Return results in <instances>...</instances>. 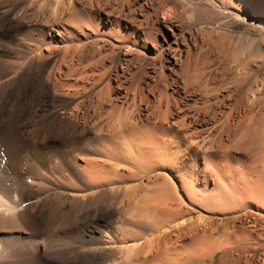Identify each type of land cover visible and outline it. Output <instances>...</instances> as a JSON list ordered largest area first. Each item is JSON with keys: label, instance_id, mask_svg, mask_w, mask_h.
I'll use <instances>...</instances> for the list:
<instances>
[{"label": "rangeland", "instance_id": "rangeland-1", "mask_svg": "<svg viewBox=\"0 0 264 264\" xmlns=\"http://www.w3.org/2000/svg\"><path fill=\"white\" fill-rule=\"evenodd\" d=\"M65 1L0 0V69H3L5 64H9L11 61L12 63L16 61L18 63V60L22 61L27 57L25 60L26 62L22 64L25 66L19 68V80L15 81L9 88H4L0 91V134L5 137L2 133L7 131L8 138L11 139L18 149L21 147V142L24 143L23 147L30 142L25 148V150H28L27 147L32 146V140L34 139L33 135L28 133L27 130L52 123L55 125L54 128L57 127L56 129L58 131L56 129L54 130L55 132L53 131L55 136L52 134L53 132H51L50 137L55 139H51L47 145L45 144V151L47 152L54 148L61 149L62 153L65 154V158L62 159V162L64 164L63 167L66 168V174L70 173L74 176L86 174L85 168L87 166L85 167V165L87 162L92 163V161L95 162L96 160L105 165L110 163L111 167L109 168H111L113 170L112 173H114V176L112 175L111 178L116 182H112L106 186L102 184L97 191L107 190L108 187L111 188V185L113 188L119 187L118 191H114V193H112V191L110 193H105V196L110 198H103L106 200L111 199L108 205L101 204L100 202L99 205V203L97 204L95 202V205H91L90 208L88 206L81 208L74 207V205L70 203L62 204L60 219H58V217L57 221L60 222L61 219H64L65 226L68 227L64 233L68 240L72 241L75 250L70 252L71 254L69 252L65 253L61 259L59 258L57 261H54V263L121 264L122 256L120 253L122 249L118 247L126 246V250L128 249V251H130L131 249L132 252H134V256H137V258L143 261V263L141 261V264H184L185 260L189 261L188 264H264V262H262V260H264V206L260 200H254L249 196L259 194L260 187L264 184V139L248 149L245 147V144H243L244 147H241V145L238 146L236 144L237 142L234 143L227 139L223 140V137H225L223 133L222 136L219 135L221 129L220 124L225 118L224 112L225 114L229 113V107L232 105L233 100L223 101L222 107L216 106L211 108L208 112V116L200 114L197 117L193 109L184 110L183 113L175 115L171 122L176 123V121L183 119L182 122L185 125V129L181 128L178 130L181 126L175 125L176 129L174 128V130H171V133L174 134L177 130L194 135L190 136L188 140L180 142L177 140L173 142L171 148L167 147L169 156L166 155V157L158 155L152 157V155H146L144 153V145L141 144L139 146L140 155L135 152L136 148L131 146L129 149L126 147V153L123 154L124 156L119 155L117 147H114L111 156H107L101 150L99 142L95 140L97 136L95 133L96 131L90 128V132H82V127L84 126L82 123H78L76 130L68 126L67 129L64 127L61 121L64 122L68 120L71 121V123L74 122V118L69 115V112L75 110L76 104H78L83 97V91L79 92L81 81L84 83L86 80L88 81V78L84 77H87V73L92 72V66H86L90 64L89 62H91L92 65L93 57L90 56L89 53L87 55L85 54L87 51L92 52V42H101V40H92L94 39L92 32L94 31L93 27L96 25L99 26L103 31L102 33L109 37L107 41H104L107 43L111 41V38H113V40L117 39L116 34L118 32L112 31L110 26L114 19L119 20L121 24H117L114 30L126 33V35H131L133 30V25L131 24L133 22L130 20L138 19L136 17L142 19V15L150 13L149 5L147 4L151 2L149 0H109L107 1L109 4L106 3L105 6L104 2L106 0H103L104 2L100 1L103 10L101 9L100 13L96 14L91 13L93 6H96V0H89L88 2L87 0H83L82 2L81 0ZM68 1L72 4H69ZM173 1H178V4L175 3L178 7L175 6V12L179 14L181 21H184H182V26H184L182 27V31L184 37L188 38L187 44V41H179L180 47L182 50L189 49L192 53V58L200 57V61H205V63L207 61L208 65L204 69L205 71L210 70V75L213 76V82L211 78L209 80L210 83H206L208 87L205 86L206 89L204 93L211 94L210 96L214 94H218L220 97H224L225 94L227 96L231 91L228 90V88L230 89L234 86L235 80L241 72H254L255 76L249 83V85L252 84V87H249V89L253 88L254 91L251 93L248 88H246L245 98L246 103H249L251 99L258 100L260 110L256 113L258 122L256 127L258 126L259 134L262 132L264 133V0ZM127 2L131 3V5ZM111 4H113L112 7ZM164 4L162 7L165 8H159L156 17L157 20H159L157 26L160 25L159 27L161 30L167 32L166 24L163 23L162 15L160 14L165 12L167 7H171L173 3L172 0H169L168 2H164ZM205 9L207 10L205 11ZM106 10H109V17L107 16ZM121 10H123V12ZM71 11L76 14H72ZM131 11L133 13H131ZM78 14L81 15L78 17ZM124 15L125 17H123ZM187 15H189V17ZM70 16L71 20L74 18L72 20L73 22L68 20ZM101 17L102 19H100ZM156 17L152 18L156 19ZM86 18H88L89 21ZM187 18L191 19L188 20ZM214 18L217 21H213ZM174 21V24L179 23ZM70 23H74L75 25ZM215 29L216 31H214ZM155 36L158 40L161 39V34L158 32ZM114 37L116 38L114 39ZM90 43L92 45H90ZM71 44L72 48L66 54V59L71 56V58L75 57V61L74 59H67L66 62H64L63 59H61L62 56L65 55L62 54L64 53V47L71 46ZM110 44L115 47L118 45L113 41H111ZM99 45L100 44H96V47ZM122 45L119 44V49H114V60L116 62L113 60V64L110 63L111 66L113 65L112 69L114 68L111 71L112 74L114 73L112 75L113 78L110 80L112 86H126L125 78L128 76L127 73L130 74L134 70V68L130 71L121 69V65L124 66V61L122 60L126 58V54L124 53L127 51L125 50L129 48L127 47V43ZM197 45L199 46L197 47ZM76 46H81L80 50L83 51L82 55H84V57L80 59L81 61L77 60L76 56H73V49ZM174 46L176 47V44H174ZM147 47H150L153 51L151 44H148ZM196 52L197 55H195ZM203 53L204 56L206 55L205 57ZM182 55L184 57V51ZM85 56L88 57L86 58ZM207 56L208 60L206 58ZM130 57L132 56H127V58ZM90 59L92 60L90 61ZM28 62L29 65L27 64ZM117 63L119 65H117ZM66 64L77 66V68L75 67L76 69L73 67V72H76H72L68 78L66 74L68 75L69 69L66 68ZM212 64L214 67H212ZM84 65L86 66L83 67ZM57 67H60L58 68L60 69V74L56 72L58 70ZM81 67L86 69V71L84 69L81 71ZM77 70H79V73L81 72L80 74H83V79L78 76L80 74L77 73ZM164 70L165 74L170 72L167 68ZM212 70H214V72ZM70 72L71 71H69V74ZM62 73L65 74V76ZM116 73L123 76L117 75L118 77H115ZM53 74H56V76L60 75V78L58 77L60 81L58 80V86L56 88L52 86L51 80ZM151 74V65L145 64L140 83L143 84V82H147V76ZM214 75L216 77H214ZM70 76L72 77L70 78ZM77 76L78 78H76ZM90 76L89 74L88 77L90 78ZM48 77L50 79H48ZM128 78L129 76L127 79ZM61 81L66 82L65 84H61ZM230 82L232 84H230ZM76 87L78 88L76 89ZM114 89L122 94L116 93V95L114 91V94H112L113 97L115 96L118 98L120 95H124L123 89L122 91L120 89ZM220 93L221 95L223 93V95L221 96ZM79 95H82V97ZM147 95L148 98L153 99L156 93ZM19 96L20 100L18 101ZM121 97H119L120 102L118 101V104L116 103L117 106H120L121 103L124 102L123 100L126 101V95L124 98ZM194 99L196 102L192 101V98L188 101L192 108L196 105L202 106L206 104V102L203 103L204 100L200 99V96H196ZM15 100L18 101V106L12 109L10 102H14ZM211 100L213 101L214 98ZM128 101H130V99ZM225 105L227 106L224 107ZM122 106L121 114L124 115L126 114V102ZM180 107L184 106L180 105ZM24 126H26V128ZM44 135L45 134L42 132L38 136V141L44 140ZM235 144L238 148H234ZM72 145H74V147L76 146L75 150ZM240 147L246 152L248 150L249 153L247 154ZM4 154L3 152L2 155ZM122 157L124 158L122 159ZM155 165L156 168H153ZM151 173H159L160 175L162 173V175L166 176L169 180L167 182L165 179L166 184L164 185H166V189L168 188L172 191V197L174 196V202L170 204L168 200L167 203V205L173 206L172 208L169 207L173 210L172 213L169 210L167 211L168 208L166 209L164 204L163 206L158 204L160 192L159 189H157V185L159 181L160 184L165 181L162 179L166 177L161 176V178H163H160V180L158 179L156 181L157 184L151 181V177L149 178V174ZM78 176H76L77 178L74 180L77 186L85 188L91 185L90 182ZM49 178H52V176H49ZM217 178H222V182H220L221 180L217 182ZM22 182L32 186L33 189L31 188V190L33 192L36 191L37 185L34 180L23 175ZM219 182L224 185L223 191L220 193L226 196L228 203L236 204L237 207L234 209L216 208V210L214 208L212 211L213 207H207L205 203L200 202L201 195L207 198L214 196L215 187L219 186ZM52 185L58 186L55 183H52ZM123 185H125L126 191L122 194L120 189L121 186L124 187ZM250 186L253 187L252 190ZM247 187L250 188L249 191ZM61 190L60 187L55 188L53 190L55 192H52V194L60 193L62 192ZM87 191L90 193L95 192L91 190V188H87L85 192ZM253 191H256V193ZM64 194L72 195L74 192L65 191ZM107 194L109 196H107ZM121 195L124 196L121 197ZM29 196L30 195L27 194L25 198L27 199ZM98 196L94 195L91 199L93 201L94 199L97 200ZM112 196L117 198H112ZM31 200L34 201L35 199L30 198L25 203L31 205L34 203L30 202ZM219 210L221 211L219 212ZM233 216H237L234 221H232ZM48 219L47 216H44L42 223L46 224ZM167 227H169V229H167ZM164 228L165 230L167 229V233H163ZM197 242L200 243L198 244ZM191 255L193 256L191 257L192 261L190 263L191 259L189 256ZM185 264H187V261Z\"/></svg>", "mask_w": 264, "mask_h": 264}, {"label": "bare ground", "instance_id": "bare-ground-1", "mask_svg": "<svg viewBox=\"0 0 264 264\" xmlns=\"http://www.w3.org/2000/svg\"><path fill=\"white\" fill-rule=\"evenodd\" d=\"M63 1H65V0H63ZM82 1L83 0H81V2ZM88 1L89 0H87V2ZM100 1H103V0H96V3H95L96 6L95 7L93 6L91 13H96V14L100 13V11L102 9V6H101L102 3L100 4ZM107 1H109V0H106L105 2L103 1L104 5L106 3L109 4V2H107ZM149 1H151V2L147 5H149L148 7L150 9V13H147L144 15H142L143 14L142 13L141 14L142 19H139V17L135 16L138 19L130 20L134 23V24L133 23L131 24V25H133V30H132L131 35H126V33L120 32L118 30H114L115 27L117 26V24L121 25L119 20L114 19V21L110 25L112 31L118 32L116 34L117 39H115L116 37H114L115 40H113V38H111V41H113L114 43H117L118 45L119 44L122 45V44L127 43V47H129V48H127L129 50H127L125 48L126 49L125 51H127L126 53H124L125 51L123 52L124 54H126L125 55L126 58H124V60H122V61H124V66L121 65V69H124L126 71H130V70H132V68H134V70L130 74L127 73L129 78L127 79L128 76L126 75L127 76L125 78L126 79L125 80L126 86L122 85L123 87H120V85L112 86L110 84V82H111L110 80L113 78L112 75L114 74V73L112 74V72H111L114 68L112 69L113 65L111 66L110 63L115 61L114 60V57H115L114 56L115 55L114 49H117L119 46L118 45H117V47L113 46L112 44H110L111 41L109 43L104 42V41H107V39L109 37L106 34L102 33L103 31L100 29L99 26L96 25L95 27H93L94 31H92V32H93V38L94 39H92V40H95V41L101 40V42L100 41L99 42L97 41L96 43L92 42L93 45L90 43V45H92V49H91L92 52L87 51V53L85 54V55H87L89 53L90 56L93 57V62H92V65H91V62H89L90 63L89 65L86 64L87 66L84 65L83 67H85V66L91 67L92 66L91 67L92 72L87 73V75L84 72V74L87 77H84L85 75L83 77L88 78V81L85 79L87 82V83L86 82L85 83L88 85H86L84 82L81 81L82 84L80 83V86H79L80 91L79 92L83 91V97H82V95L81 96L79 95L82 98L80 99L78 104H76L75 110H73V111L71 110L72 112H69L70 113L69 115H71V117L74 118V122L71 123V121H68V120H66L64 122L61 121L64 124V127H66V129L68 127H71V129L76 130L78 127V123H82L84 125L82 127V132L88 133V132H90V130H89L90 128L92 130L96 131L95 133L97 136L95 137L96 138L95 140L99 142V144L101 146V150L107 156L112 155L114 147L118 148L119 155L124 156L123 154L126 153V147L129 149L131 146L133 148H136L135 152H137L140 155V153H139L140 147L139 146L141 144V145H144V148H145L144 153L146 155H148V156L152 155V157L157 156V155L162 156V157H166V155L169 156L167 147L171 148V144H173V142H176L177 140H178V142L188 140V138H190V136L194 135L191 133L186 134V133H183V132H180L177 130L174 132V134L171 133V130H174V128L176 129L177 125L181 126L178 130H180L181 128L185 129L184 128L185 125L182 122L183 119L180 121H176V123L171 122V120L173 119V117L175 115H178V113H183L184 110L193 109L194 113L196 112L197 117L200 114H205L204 116H208V112L211 108L216 107V106L222 107L221 105H222L223 101L233 100L232 105L229 107V113L225 114V112H224L225 118L220 124L221 129H220L219 135L222 136V133H223V136H225V137H223V140L227 139V140L233 141L234 143L237 142L236 144L238 146L241 145V147L242 146L244 147L243 144H245V147H247L248 149H249V147L253 146L254 144H257L260 140L264 139V133L262 132L259 134L258 128H257L258 126L256 127V124L258 123L257 119H256V113H258L260 110L259 102H258V100H252L251 99L249 103H246V98H245L246 88H248V90L251 93L254 91L253 88L249 89V87H252V84L249 85V83L252 81V78L255 76V73L254 72H244V73L241 72V74L239 73L240 75L237 76L235 83H234V86L231 87L230 89L228 88V90H231V91L228 93L227 96L225 94V96L223 97L222 96L223 93H222V95L220 93V95L222 97H220L218 94H214L212 96H210L211 94L209 95L208 93L205 94L204 93V90L206 89L205 86L208 87V85H206V83L209 82V80L211 78H212L211 80L213 82V76L210 75L211 74L210 70L205 71V69H204L208 65L207 61H206V63H205V61L204 62L200 61V59H199L200 57L199 58H195V57L192 58V56H191L192 53L190 52L189 49H185L186 48L185 47L184 48L185 50H182V48L180 47L179 41H182V42L187 41L186 42V44H187L188 38L184 37V35H183L184 34L182 31V27H184V26H182L183 20L181 21L179 14H176V12H175L176 11L175 9L177 7L176 5L178 4V1L175 0L176 2H174L172 0L173 5H171V7H167L165 9L166 11L160 14V15H162L163 23L166 24V28L168 30L167 32H163V30H161V28L159 27L160 25L157 26L159 20H157L156 15L158 13L157 11H159V8H161L162 6L165 5L164 2H168L169 0H149ZM175 3H177V4L175 5ZM193 3H195V2H193ZM69 4H72V3L69 2ZM128 4L131 5V3H128ZM189 4H190V2H189ZM80 5H81V3H80ZM117 5H116V8H117ZM67 6H68V4H67ZM71 6H70V8H71ZM100 6H101V8H100ZM112 6H113V4H111V7ZM186 6H187V4H186ZM194 7H195V4H194ZM82 8H83V6H82ZM116 8H114V9H116ZM118 8H119V6H118ZM164 8L165 7H162V9H164ZM199 8L201 9V6ZM79 10H81V9H79ZM140 10H141V8H140ZM206 10L207 9H205V11ZM74 11H76V10H74ZM85 11H86V9H85ZM121 11L123 12V10H121ZM132 11H133V9H132ZM132 11H131V13H133ZM111 12H113V11H111ZM180 12H181V10H180ZM79 13H81V12H79ZM106 13H107V16L109 17L110 16L109 10H106ZM119 13H117V14H119ZM131 13H129V14H131ZM195 13H197V12H195ZM212 13H213V11H212ZM72 14L75 15L76 13L72 12ZM208 14H209V12H208ZM79 15H81V14H78V17H79ZM86 16H84V17H86ZM187 16L189 17V15H187ZM199 16H201V15H199ZM216 16H218V15H216ZM117 17H118V15H117ZM123 17H125V15ZM152 17H156V19H153ZM222 17H224V16H222ZM120 18H121V16H120ZM197 18H198V16H197ZM202 18H204V17H202ZM215 18L213 21H217L216 19L218 17L216 19ZM73 19L74 18H72V20ZM86 19L88 20V18H86ZM100 19H102V17ZM174 19H175V21H177L179 23L174 24L173 23ZM182 19H184V18H182ZM187 19L189 20L191 18H187ZM68 20L72 21L71 16H70V19L68 18ZM80 21H82V20H80ZM211 21H212V19H211ZM198 22H200V21H198ZM70 24L75 25L74 23H70ZM79 27H80V25H79ZM210 27H212V26H210ZM74 28H75V26H74ZM185 28H187V27H185ZM196 29H195V31H196ZM91 30H92V28H91ZM188 31H189V28H188ZM192 31H193V29H192ZM214 31H216V29ZM157 32L159 34H161V39H159V40L155 36V34ZM211 33H212V30H211ZM197 36H198V34H197ZM96 44H100V45L98 47H96ZM148 44H151L153 51H152V49H150V47H147ZM174 44H176V47L174 46ZM63 45H61V46H63ZM81 46L80 47L76 46L73 49L74 55L73 54L72 55L76 56L77 60H80L81 58L84 57V55H82L83 51L80 50ZM87 46H88V44H87ZM198 46L199 45H197V47ZM50 47H51V45H50ZM50 47H47V48H50ZM122 47H123V45H122ZM71 48H72V44H71V46L69 45V46L64 47V53H62V54H65V55L62 56V58H61V59H63L64 62H66L67 59L72 60L75 58V57L71 58V56H70L71 59L70 58L66 59V56H67L66 54L69 52V50ZM194 48H195V46H194ZM88 49H89V47H88ZM183 51L185 52L184 57L182 55ZM192 51H193V49H192ZM201 51H203V50H201ZM204 53H205V51H204ZM204 53H203V56H204ZM129 55L132 57L127 58V56H129ZM195 55H197V52ZM68 57H69V54H68ZM26 58H25V60H26ZM206 58L208 60V56ZM119 59H122V58H119ZM23 60L22 61L18 60V63H17V61L13 62V63L11 61V63L5 64V67L3 69L2 68L0 69V91L4 88H9L15 81L19 80L18 79V78H20L18 75V71L20 70L19 68H21V66H25L22 64L24 62H26L25 60L24 61ZM91 60L92 59H90V61ZM59 61L63 62L62 60H59ZM74 61H75V59H74ZM61 62H59V63H61ZM106 62H107V64H106ZM14 63H17V64H14ZM27 64L29 65V62ZM69 64H66V68L69 69V71H71V72L69 74V71H68V75L66 74L67 78L69 75L72 74V72L74 70L73 67L77 68V66H72V64L71 65H69ZM145 64L151 65L152 74L147 76L148 77L147 82H143V84H141L140 79L143 76L142 74L144 72ZM117 65H119V64L117 63ZM212 67H214L213 64H212ZM58 68H60V67H57V69ZM149 68H150V66H149ZM165 68L170 70V72L168 74H165V72H164ZM83 69L84 68H82L80 70L82 71ZM84 70L86 71V69H84ZM59 71H60V69H58L56 72H58V74H60ZM212 71L214 72V70H212ZM218 71H220V70H218ZM75 72H73V73H75ZM63 73H64V71H63ZM65 73H67V72H65ZM77 73H79V70H77ZM117 73L115 74V77H118L117 75H119V74H117ZM217 73H220V72H217ZM89 74L91 75L90 78L88 77ZM63 75L65 76V74H63ZM82 75L83 74H80L78 76L81 77V79H83ZM145 75H146V73H145ZM52 76H53V78L51 80L52 84H53L52 86L54 88H56L58 86V80H59L58 77L60 78V75L56 76V74L55 75L53 74ZM78 76L76 78H78ZM119 76H123V75H119ZM217 76H219V75H217ZM71 77L72 76H70V78ZM214 77H216V76L214 75ZM48 79H50V78L48 77ZM85 80H83V81H85ZM121 80H122V78H121ZM65 82L66 81H64V82L61 81V84L62 83L65 84ZM123 82H124V80H123ZM231 82H230V84L233 83V82L232 83ZM254 82H255V80H254ZM64 84H63V86H64ZM228 87H230V86H228ZM77 88L78 87H76V89ZM114 88L120 89L121 91L123 89L124 95L123 96L120 95L119 97L122 96L124 98V96L126 95V97H125L126 101L125 100H123L124 102L121 101L123 103H121V105L119 104L120 106H117L120 98L112 96V94H114V91H115ZM72 89L76 90L74 88H72ZM208 89H211V88H208ZM116 93L122 94L118 91H115V94ZM150 93H156V96H153V99H150L147 97L148 96L147 94H150ZM196 96H200V99H203L204 100L203 103L206 102V104L202 105V106L196 105L192 108V106L188 103V101H190V99L192 98V101L196 102V100L194 99V97L196 98ZM213 98H214V100L212 101L211 99H213ZM129 99H130V101H128ZM19 100H20V96L18 97V101ZM18 101L15 100L14 102L13 101L10 102V106L12 107V109L18 106L17 105ZM125 102L127 104L126 112H125L126 114L123 115V114H121V112H122L121 107H123L122 105L125 104ZM180 105H183L184 107H180ZM226 106L227 105H225L224 107H226ZM128 108H130V109H128ZM61 112H63V111H61ZM7 123H9V122H7ZM54 126H55L54 124L48 123L46 126H38V127H35V129L27 130L28 133H31L33 135V139H34V140H32V146L27 147L28 150H25V148L30 142L25 144L24 147H23L24 143L21 142L20 143L21 147H20V149H18L15 147V145L11 141V139L8 138L9 136H8L7 131H5L3 133L1 132L2 134H4L5 137H3L0 134V137L2 136L0 138V139H2V140H0V264H55L54 261H57L59 258L61 259V257L65 253H68V252L70 253V252L75 250V248L72 245V241L68 240L66 234L64 233V232H66V230L68 228L65 226L66 224H65L64 219H61L60 222L57 221L58 217H59L58 219H60V214H61L60 209L62 207V204L70 203V204L74 205V207H81V208H85L87 206L90 208L91 205H95V202L97 204L100 202L101 204L108 205L110 203L111 199L106 200L110 197L107 198L105 196V193L106 192L110 193L111 191H112V193H114V191H118L119 187H115V188H117V189H115L112 187V185H111V188L108 187L107 190L105 189L102 191H97V189H99V187L102 184H105V186H106L107 184H110L112 182L115 183L116 181H114L113 178H111L112 175L114 176V173H112L113 170L111 168H109V167H111L110 166L111 164L110 163L107 164V162H106L107 165H105L103 163L101 164V163L97 162L96 160H95V162H93L91 160L92 163H88L86 161L87 162L85 165V167L87 166L85 168L86 174H83V175L78 174L79 176L76 175L79 178L81 176L82 179L87 180L88 182L91 183V185L87 186L85 188L76 185L74 180H76L77 177L74 176L73 174H70V173L66 174L65 173L66 168L63 167L64 164L62 162V159L65 158V154L62 153L61 149L60 148L55 149L53 147L54 149H51L47 152L45 151V147H46L45 144L47 145V143L49 141H51V139H55V138L50 137L51 132H53L57 128V127L54 128ZM24 127L26 128V126H24ZM83 129H84V131H83ZM73 130H72V132H73ZM42 132L45 134L43 137L44 140L41 139L42 141H38V136ZM54 132L52 134L55 136ZM79 133H80V131H79ZM236 144H235L234 148L237 147ZM72 146L74 147V145H72ZM76 146L74 147V150L76 149ZM81 148H83V147H81ZM243 151L246 152L245 150H243ZM3 152L5 153L4 155H2ZM246 153L248 154L249 151L247 150ZM123 158L124 157H122V159ZM55 160H56V162H55ZM108 162H109V160H108ZM153 168H156V165ZM151 174H149V178L151 177V179H152L151 181H153L154 183L158 179L160 180L161 176L166 177V176L162 175V173H161V175L159 173H151ZM23 175L24 176L26 175L27 178L32 179L36 182L35 184L37 185V189L35 192H33L31 190L32 186H30L28 183L22 182V176ZM138 175H140V174H138ZM49 176H52V178H49ZM165 179L167 180V182L169 181L167 179V177L163 178L162 180H165ZM221 179L222 178H217V182ZM166 180L163 181L164 183L161 182V184H160V181H159V184L156 182L158 184L157 189H159V192H160L159 197H158V201H159L158 204H161L162 206L164 204V206H166L165 208L166 209L168 208L167 211L169 210L172 213L173 210H171V208L173 206L171 207L170 205H167V203H168V200H169L170 204L172 202H174V199H173L174 196L172 197V195H173L172 191H170L168 188L167 189L165 188L166 185H164V184H166L165 183ZM117 182H119V181H117ZM220 182H222V180ZM52 183H55L58 186H53ZM220 184H222V183H220ZM220 184H219L220 187L219 186L215 187L214 196L207 198V197H202L203 195H201L200 202L205 203L207 205V207H210V208L213 207L212 211L214 210V208L215 209L216 208H218V209H221V208L225 209L226 208L229 210L234 209L235 207H237L236 204L228 203L227 202L228 200H226V196L222 195L220 193L221 191H223V188H224V185L222 184L223 185L222 186ZM123 186L124 187L121 186V189H120V192L122 191L121 192L122 194H123V192L126 191L125 185H123ZM59 187H60V189H62L61 190L62 192L52 194V192H55L53 190L55 188H59ZM87 188H91V190H94L95 192H91V193L89 191L85 192ZM250 188H251V190L253 189V187H251V186H250ZM250 188L247 187V190L249 191ZM63 190H64V192H63ZM65 191L74 192V194H80V195H74V194L66 195V194H64ZM76 192H78V193H76ZM253 192L256 193V191H253ZM27 194L30 196H29V198L26 199L25 197ZM94 195H96V196L99 195V196H98L97 200L94 199V201H93L91 199V197ZM198 195H200V194H198ZM107 196H109V195L107 194ZM115 196L114 197L112 196V198H117ZM122 196H124V195H121V197ZM132 196H133V193H132ZM249 196L254 200H256V199L260 200L263 203L262 205L264 206V184L260 187V193L259 194H257V195L254 194L252 196L251 195H249ZM103 197H105L106 199H104ZM30 198L35 199L34 201L33 200L30 201V202H34V203H32L31 205L26 204L25 202L28 201ZM175 198L177 199L176 196H175ZM193 198H195V197H193ZM170 200H172V201H170ZM100 203H99V205H100ZM169 207H171V208H169ZM220 211L221 210H219V212ZM44 216H47L49 218L48 221L46 222V224L42 223ZM235 218H237V216H233L232 221H234ZM200 228H202V227H200ZM167 229H169V227H167ZM166 230L164 228L163 233H167ZM194 241H193V243H194ZM203 242H205V241H203ZM197 243L199 244L200 242H197ZM202 247H203V245H202ZM219 247H220V245H219ZM118 248L122 249L121 250L122 252L120 253L122 256L121 264H141L142 260L137 258V256L135 257L134 252H132V250L130 248H129L130 251H128V249L126 250V246H120ZM196 248H197V245H196ZM187 249H189V248H187ZM217 250H219V249H217ZM155 251H158V250H155ZM196 251H197V249H196ZM154 252H152V253H154ZM111 255H113V254H111ZM192 256L193 255L189 256L190 259ZM108 259H112V258H108ZM169 259H171V258H169ZM186 261L188 264L189 261L185 260V263H186ZM191 261H192V259L190 260V263H191ZM173 262H174V260H173ZM262 262H264V260H262ZM142 263H143V261H142ZM259 264H262V263H259Z\"/></svg>", "mask_w": 264, "mask_h": 264}]
</instances>
